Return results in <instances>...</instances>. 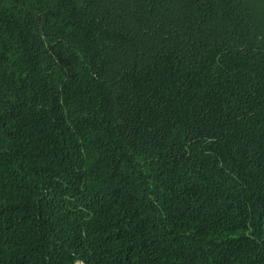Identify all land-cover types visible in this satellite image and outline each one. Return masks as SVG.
Returning <instances> with one entry per match:
<instances>
[{"label": "trees", "instance_id": "trees-1", "mask_svg": "<svg viewBox=\"0 0 264 264\" xmlns=\"http://www.w3.org/2000/svg\"><path fill=\"white\" fill-rule=\"evenodd\" d=\"M0 264H264V0H0Z\"/></svg>", "mask_w": 264, "mask_h": 264}]
</instances>
